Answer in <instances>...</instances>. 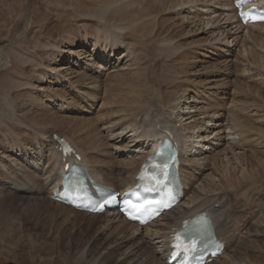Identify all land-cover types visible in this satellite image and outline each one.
<instances>
[{
	"label": "rangeland",
	"instance_id": "374dc122",
	"mask_svg": "<svg viewBox=\"0 0 264 264\" xmlns=\"http://www.w3.org/2000/svg\"><path fill=\"white\" fill-rule=\"evenodd\" d=\"M167 1L175 0H0V264H37L38 262H33L34 259L38 260L34 258V250L38 253L40 250V257L47 255L51 260L55 259L52 264H120L119 259L123 255L120 258L119 256L122 252L124 254V250L121 249V244H114L118 233L100 232L96 226V218L79 215L72 210L61 212L58 208L59 201L53 197L50 187L44 184L42 177L44 174V179L48 176L50 179L55 177L64 160L57 156V150L51 152L53 146L43 139L40 133L45 130L50 133L58 132L60 136L68 135L84 148L86 140L83 138V132H88L90 125L100 128L108 122L112 127L101 130V134L104 133V137L119 134L126 128L124 121H134L135 113L131 115L129 112V117V114L124 115L126 113L114 115L113 111L117 108L113 102L123 101L122 97L135 77L139 74L146 75L148 72L151 73L150 77L156 76L151 77L149 82H156L153 86L160 95H177L178 98L174 96L178 99L177 103L175 102L176 110L182 101H179V98L193 95L195 101L197 99V107H204L210 112L213 108L220 110L218 112L225 115L224 123L229 124L226 126L235 131L236 144H233L232 148L214 144L215 150L209 153L214 159L209 160L208 166L222 174L227 168L230 169V166H225L229 160H224V155L229 154L232 157L230 162L235 165L237 159L242 158L240 167L247 170L246 180L235 179L226 183L222 190L230 201L233 217L234 230L231 228V235L235 244L229 253L243 260L232 264H264V61L261 56L264 55V27L254 29L257 36L253 40H239L230 48L223 43H215L216 40L209 30L205 31L202 26L198 27L189 21L187 23L182 18L190 14L188 10L191 8H194V11L189 17L196 15L200 6H204L206 2L212 4V0H189L175 9H168ZM125 5L130 9L146 10L150 14L144 27V39L136 46L137 56L133 61L122 56L120 58L123 51L119 50L118 59H113V68L104 74L98 66L89 67L84 64L90 58L68 55L62 63L76 72L78 77L74 74L72 83L62 84L60 79L54 78L57 75L48 72L51 61L56 57L54 54H59L57 44L62 41L68 45L65 39L81 42L76 48L85 49L89 54H93L97 45L102 50H108L106 38H101L105 24L113 25L114 12ZM108 6L111 8L109 11L98 14L107 10ZM119 32L122 33L121 30ZM126 35L134 36V33L126 31ZM46 45H49L48 48ZM226 50L231 54H227ZM103 53L104 51L101 52V58ZM72 60L76 64L70 66ZM166 75L173 78L166 79ZM82 91H86L85 94ZM34 98L38 99L35 102L37 106L30 105ZM153 98L152 103L158 108L159 101H154L156 99ZM79 105L82 106L78 110ZM116 124H119V127ZM130 141L132 142V138L125 137L121 146L128 145ZM235 147L242 150L236 158L232 156V149ZM220 150L222 153H219ZM16 151L24 156L14 155ZM77 151L80 152L78 148ZM84 151H90L88 153L92 157L96 155V158H101H97L98 161L109 158L110 173L122 169L119 163L126 157L123 155L124 151L118 150L117 147L113 149L114 157L109 156V149L100 150L102 153L94 151L92 154L87 148ZM215 152L216 154H213ZM132 157L133 154L127 155L129 160H132ZM219 159H223L224 163ZM26 166L29 170L25 169ZM48 167H51L50 170ZM21 172H33L32 174L36 175L35 179L31 177L33 183L31 179V182H27L28 177V180L23 178L27 174L22 175ZM121 173L119 172L118 176H121ZM231 173L238 177V168ZM254 176L258 177L259 181L256 182ZM201 182L200 188L209 191V186L202 187V184L208 182V178ZM29 196H33V199ZM245 198L250 203H247ZM237 219L238 221H235ZM164 232L166 233V230ZM149 248L150 246L145 245L143 250L146 252ZM44 251L49 252L44 254ZM145 258L148 260L145 254L140 255V262L147 264ZM56 260L59 263H56Z\"/></svg>",
	"mask_w": 264,
	"mask_h": 264
},
{
	"label": "bare ground",
	"instance_id": "6f19581e",
	"mask_svg": "<svg viewBox=\"0 0 264 264\" xmlns=\"http://www.w3.org/2000/svg\"><path fill=\"white\" fill-rule=\"evenodd\" d=\"M188 1L189 0L167 1L169 4L166 7L168 9H175L178 6H181L185 3H188ZM251 1L252 2H250L249 5H247V6L257 5L260 9L264 10V0H251ZM210 2L212 4H209L206 2L204 4V6L203 5L200 6L196 15L189 17V15H191L192 12L194 11V8L193 9L191 8L192 11H191V9L188 10V13H190V14L188 16H186L187 14L184 15L182 18H184L186 22L189 21V23H191V24L198 25V27L202 26L203 30H205V31L209 30V32H211V34L214 36V39L216 40L215 43L217 42V44L223 43V44H225L231 48V46L236 45L239 40H241V41H244V39L245 40H247V39L253 40V38H256V36H257V33H254V29H257L259 27H264V22L263 23H251V24H247V25L243 24L238 17L237 9L234 5L235 0H219V1L218 0L217 1L212 0ZM109 9H111L110 6H108L107 10H103V12L100 11L98 14L99 15L105 14L107 11H109ZM149 15L150 14L146 10H141L138 8L130 9L128 7V5H125L124 7H121V9L116 10V12H114V14H113V17L115 19L114 24L113 25H108V23L105 24V28H104L105 30L103 31L104 33L101 35V38L103 36L107 40L106 45H109L108 50L107 49L102 50L100 48V46L97 45L93 49V54H89L86 52L85 49H77L76 48L81 44V42H75L73 39L72 40L65 39V41L68 42V45H65V42L60 41L57 44L58 48H59L58 49L59 54L58 55L54 54V56H56V57L62 56V58H56L55 57V59L51 61L50 67L48 66L49 67L48 72L50 74L57 75V76H54V78L60 79L62 81V84L64 82L72 83L71 79L75 75H76L75 77H78V76H77L76 72H74V70L72 71L71 67H68L64 63H62L68 55H70V56L74 55L77 58H80V57L81 58H90V60L86 61L84 64L88 65L89 67L96 65V66H98L100 72H103L104 74H107V71L111 70L113 68L112 62H113V59H118L119 56H117V52H118V54H120L119 50L123 51L120 54V58L122 56V58H127V59L129 58L130 61H133L134 58H136V56H137V53H136L137 47L136 46H138V44L140 43V40L144 39V36H145L144 27H145L146 21L150 17ZM214 21H217V23L215 24ZM114 27L117 28L118 30L117 29L114 30L113 29ZM119 30H121L122 33L119 32ZM126 31L129 33H134V36L126 35ZM243 32H246L247 34L244 35ZM263 35H264V33H263ZM256 43H257V41H256ZM47 46H49V45H46V48H48ZM56 47H54V48H56ZM75 48H76V51H74ZM105 48H107V46H105ZM51 49H53V48H51ZM246 49H249V48H246ZM46 50H48V49H46ZM103 51H104V53H103L102 58H101L100 57L101 52H103ZM246 51H248V50H246ZM249 51H250V49H249ZM227 54H231V53L228 52ZM240 54H242V53H240ZM45 56H47V55H45ZM261 56L263 57L262 60L264 61V55H261ZM251 57L253 60L254 59L253 55ZM167 58H169V57H167ZM261 58H260V60H261ZM169 60H167V61H169ZM73 64H76L74 62V60H72V65H70V66H73ZM109 64H110V66H108ZM258 66H260V65L258 64ZM113 72H115V71H113ZM117 72H119V70ZM85 73H87V72H85ZM150 74L151 73L148 72V73H146V75L139 74L137 77H135V79L132 81V83L130 85L129 90L127 89V92L122 97L124 102L120 99H119L120 102H117L116 100L113 102L117 108L116 111H113L114 115H116L118 113H121V114L126 113L124 115H128L129 112H131V115H132L135 113L134 121H131L129 119H128L129 121H124L126 124L125 129L120 131V133L117 135H111V134L107 135V136H105L106 137V139H105V137L103 136L104 133L101 134V130L111 128L112 124H108V122L103 124V122L99 120L103 124L100 128L99 127L98 128L93 127V126L91 127V125L89 124L90 122H89L88 123L90 125L89 126L90 128H88L89 131L86 133L83 132L84 133L83 138L86 140V143H85L86 147L85 148L91 150V154L94 151L99 152L100 150L103 151V149L104 150L109 149L110 150L109 156L114 157V152H113L114 148L117 147L118 150H123L124 151L123 155L126 157L124 159H122L123 160V161H121L122 163L118 162L119 164H121L122 169L118 170L117 172L114 171L115 173L114 172L110 173L111 169L108 166V165H110L109 158L107 160L102 158L103 160L98 161V159H101V158L97 157L98 158L97 159L96 155L94 157L90 156V154L88 153L90 151H88V152H86L87 150L84 151L85 148L78 145L77 142H75L74 139H72L70 136L69 137H68V135L67 136H60L58 132H56V133L51 132L50 133V132L44 130V131H41L40 134H41L43 139H46L47 142L53 146L54 149L51 150V152L54 150H57L58 153L55 152L57 154V156H61L62 157L61 160H64V163H62L59 166V168L57 169L55 177L50 179V176H48V177H45V179H44L43 177L46 176V174L43 175L42 179L44 180V184L50 187L51 194H54V192L56 190L61 191L63 189V182H62L63 177H64V174L66 173L65 165L68 163L69 166H71L72 164L77 163L79 165L86 167L87 172L89 174L88 180H89L90 186L93 187V184L91 181H94L97 184L109 187V188L116 190V191H121L123 193L125 191L130 190L131 188H134L136 186V184H138V182H139L138 174L140 172L141 166L146 162L148 157H150L153 153H155L157 147L160 145V143H162L164 141L165 138H170L173 141V143H175L180 150V161H181V163H180V167H179V178H180V181H181L182 186H183L184 195H183L180 203H178L172 209L162 213V215L159 216L157 219H155L153 222L147 224L146 226L140 227L136 223H133V222L127 220L126 218H124L122 216V214L117 210H111V211H108L106 213H100V214L99 213L91 214V213L84 212V211H75V209L74 210L71 209L73 207L69 206L70 207L69 208V207L65 206V204L62 205L63 203L57 202L58 208L61 209V212L66 211V210H72L76 214L85 215V216L90 215L93 218H96L97 219V225L96 226H97V229L100 230V232L111 231L114 234L118 233L117 234L118 236L116 237L117 239L114 241V244L115 243L121 244L120 247L122 250H124V254L121 251L122 254L119 256V258L122 255L123 256L120 259L118 258L120 264H143L140 262V255L144 256V254H145V256H148V260L145 258L147 260V264H170L168 261H169V257H170L171 252H172L171 244H172L173 234L177 230L182 228V224L185 220L196 217L201 213L202 214L206 213L213 220V224L215 225L217 236L219 237L220 241L224 245L223 253L220 256L214 258L211 262H209L207 264H232V262L234 263L235 261H243V260L238 259L232 253H229L230 249L235 244V240L231 235L233 217H232V214L230 211L231 210L230 201H228V198L226 197V195H224V191H222V190L224 189V186L226 183H231L235 179H237V180L240 179L241 181L242 180L245 181L247 178V176H246L247 170L243 167H240V165L242 164V158L239 157L237 159V161L235 160L237 162V165H235V163L232 164L230 162V158H232V157L229 156V154L224 155L223 159L229 160L228 161L229 163H227V165H225V166L226 167L230 166V169L227 168L230 172H228V170H227L225 172L223 171L222 174H219L217 172V170H215V168L213 169V167L208 166V165H210L209 160L214 159L209 154V153H212L211 152L212 150H215L214 144L216 146L220 145V146H225V147H229V148H232L231 146L233 144H236L235 131L231 127L226 126V124H228V122L226 124L224 123L225 115H223L222 112H221L222 114H220V112H218L220 110H217V109L214 110V108L212 110L208 107L209 110H212V112H210L208 110H205L204 107H197V105H198L196 102L197 99L195 101L193 95H190V96L184 97V98H179V101L180 100H182V101H180V104L176 110L175 102L178 99H175V97L177 95L176 96L174 95L175 97L173 95H170V96L160 95L159 91L156 88H154V86H153L154 85L153 83H156V82L154 80H153L154 82L152 81L153 83L149 82V79L151 80V77L154 76L153 78H156V76L152 75L150 77ZM82 77L84 78V76H82ZM85 78H86V75H85ZM172 78L169 75H166V79H172ZM81 79L82 78L80 77L79 80H81ZM41 80L45 81L44 79H41ZM79 80H78V82H79ZM82 81H84V79ZM90 82H91V80H90ZM92 82H93V80H92ZM75 83H77V82H75ZM163 83H164V81H163ZM81 84H83V83H81ZM81 84H80V86H81ZM83 85H86V84H83ZM167 87H169V86H167ZM40 90H42V88H40ZM82 92H84V91H82ZM85 92L83 94H85ZM122 92L124 93L125 90H123ZM87 93H89V92H87ZM90 94H89V96H90ZM118 94H120V93L118 92ZM109 97H111V96H109ZM153 97H155V98H153ZM152 98L156 99L154 101H159L158 108H156L153 105L152 100H151ZM176 98H178V97H176ZM70 99H72V98H70ZM137 99H139L141 101H138ZM37 100H38L37 98H34L30 102V105L37 106V103H35V102H37ZM93 100H95V99H93ZM104 102H105V99L102 102V104H104ZM109 102H111V101H109ZM80 106H82V105H79L78 110L81 108ZM113 107H115V106H113ZM211 107H212V105H211ZM104 110H106V109H104ZM110 110L112 111V109H110ZM100 111H102V110H100ZM108 111L109 110H107V112ZM111 115H109V116H111ZM114 115H113V117H114ZM33 116H35V115H33ZM129 116H130V114L128 115V117ZM111 118H112V116H111ZM233 119H234V117H233ZM116 120H118V119H116ZM121 120H123V119H121ZM204 120H205V123L203 124ZM227 120H229V119H227ZM229 121H231V120H229ZM233 121L234 120H232V122ZM119 122H122V121H119ZM91 123H93V122H91ZM114 125H115V123H114ZM116 125L118 126L119 124H116ZM51 130H53V129H50V131ZM78 131L80 132V130H78ZM115 133H118V132H115ZM54 134H57L60 137H64L66 139V141H68L69 144L75 150L78 148L80 150V152H78L76 150L75 153H70V154L68 153L65 156V154L61 150L62 145L55 138ZM125 137L132 138V142L130 141L131 143H128V145L125 144L124 146H121V142ZM111 149H112V151H111ZM221 150L219 153H222ZM227 150H230V149H226V151ZM232 150H233L232 156L234 158H236V156H238V155L240 156V154L242 153L241 152L242 150H240L237 147H235ZM223 151L225 152V149ZM81 152H82V154H81ZM216 152H218V151H216ZM216 152L213 154H216ZM75 154H78L81 157V159L80 160L77 159ZM130 154H133L132 160H129L127 158V155H130ZM14 155H16V156H22L23 155L24 156L23 153H17V151H16V153H14ZM104 155H106V153ZM8 156H6V157L10 158ZM53 156H55V155H53ZM97 156H99V154ZM106 157H108V154ZM116 158H118V156ZM223 159H222V161H221V159H219V160L224 163ZM117 160L114 159V161H117ZM10 162H11V160H10ZM47 163H49V162H47ZM211 166H213V165L211 164ZM27 168L28 167L26 166L25 169H27ZM49 168H51V167H48L47 169H49ZM117 168H118V166H117ZM236 168H238V173H236V174H238V177L231 173V171L232 170L234 171ZM12 170H14V169H12ZM27 170H29V169H27ZM20 171H21V169H20ZM119 172H122L121 176H118ZM32 173H30V174H32ZM21 174L24 175L27 173L23 174L21 172ZM30 174H27L26 177L24 175L23 178L27 179V177H28L29 181H27V182H31V180H32V183H33L34 180L31 179V177L32 178L34 177V179H35L36 175L32 174V175H34V176H32ZM38 176H40V175H37V177ZM207 178H208V182H206L205 185L202 184V187L206 188V186H209L210 188L207 189L209 191H203L204 189L200 188V184L202 183L201 182L202 180L207 179ZM257 178L255 177V179H254L256 182L259 181V179H257ZM38 184H40V183H38ZM2 185H3V183H2ZM254 185L257 186V184H254ZM254 185H250V187L251 186L254 187ZM253 187H252V189L255 188V187L254 188ZM26 192H28V191H26ZM3 195H5V194H3ZM18 196H20V195H18ZM254 196H256V194ZM12 197H14V194ZM29 198H30V196H29ZM246 200H247L246 201L247 203L248 202L250 203V201L248 199H246ZM253 202H254V199H253ZM255 202H256V200H255ZM258 204H259V202H258ZM251 205H252V203H251ZM261 209H263V208L261 207ZM236 210H237V208H236ZM255 214H256V212H255ZM237 218H238V216H237ZM258 219H260V218H258ZM235 221H238V219ZM259 223H262V222H259ZM263 224H264V222H263ZM260 226H262V225H260ZM253 228H255V226ZM131 230H132V232H131ZM164 230H166V233L164 232ZM249 230H251V229H249ZM252 230H254V229H252ZM258 231L256 233H257V236L259 237ZM260 231H261V229H260ZM243 235H245V234L243 233ZM250 241H251V239H250ZM246 242H248V241H246ZM145 245H146V247L150 246L149 250L146 252L143 250L145 248ZM242 246H244V245H242ZM249 249H251V248H249ZM43 250H41V251H43ZM34 251L36 254V257L34 255V258H37L38 260L35 261V259H34L33 262H38L37 264H40V263L52 264V262H53L52 260L55 261V259L51 260V257H47V255L45 257H40V254H41L40 250H38L39 253L37 252V250H34ZM232 251H233V249H232ZM47 252H49V251H46V252L44 251L43 253L46 254ZM31 259H33V258H31ZM263 259H264V257H263ZM70 260H72V259H70ZM57 262L58 261L56 260V263Z\"/></svg>",
	"mask_w": 264,
	"mask_h": 264
},
{
	"label": "snow or ice",
	"instance_id": "6c2138e0",
	"mask_svg": "<svg viewBox=\"0 0 264 264\" xmlns=\"http://www.w3.org/2000/svg\"><path fill=\"white\" fill-rule=\"evenodd\" d=\"M167 143H169V142H167V141L162 142L161 148L159 149L158 153L156 154V156L159 158L160 162L153 165L154 168L156 169V171L158 172V176H153L151 179L153 180V183H156V184H160L162 182V180L167 179L169 176L172 155L165 151V144H167ZM146 190L147 191H156L157 189L156 188H150V189H146ZM168 198L174 199L175 197L173 194L169 193ZM115 199H116V197L112 196L110 199H108L106 201V203H112L115 201ZM125 203L128 204L129 202L125 201ZM160 206H163L162 201L160 202ZM135 207H137V209L139 211V206H135Z\"/></svg>",
	"mask_w": 264,
	"mask_h": 264
},
{
	"label": "water",
	"instance_id": "95a60500",
	"mask_svg": "<svg viewBox=\"0 0 264 264\" xmlns=\"http://www.w3.org/2000/svg\"><path fill=\"white\" fill-rule=\"evenodd\" d=\"M69 173H70V172H68L66 175H69ZM66 175H65V176H66ZM10 264H13V263H10Z\"/></svg>",
	"mask_w": 264,
	"mask_h": 264
}]
</instances>
